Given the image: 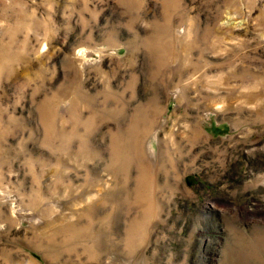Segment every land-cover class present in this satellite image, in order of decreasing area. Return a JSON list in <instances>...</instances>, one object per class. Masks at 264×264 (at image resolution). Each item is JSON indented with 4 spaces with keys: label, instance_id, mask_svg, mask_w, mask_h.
<instances>
[{
    "label": "rangeland",
    "instance_id": "1",
    "mask_svg": "<svg viewBox=\"0 0 264 264\" xmlns=\"http://www.w3.org/2000/svg\"><path fill=\"white\" fill-rule=\"evenodd\" d=\"M0 264H264V0H0Z\"/></svg>",
    "mask_w": 264,
    "mask_h": 264
}]
</instances>
